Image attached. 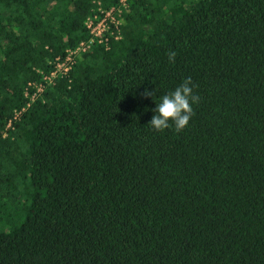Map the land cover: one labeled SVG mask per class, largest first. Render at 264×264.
<instances>
[{"label":"trees","instance_id":"16d2710c","mask_svg":"<svg viewBox=\"0 0 264 264\" xmlns=\"http://www.w3.org/2000/svg\"><path fill=\"white\" fill-rule=\"evenodd\" d=\"M118 2L0 0V264H264V0L132 2L32 102ZM189 77V125L152 128Z\"/></svg>","mask_w":264,"mask_h":264},{"label":"built area","instance_id":"2783aa9c","mask_svg":"<svg viewBox=\"0 0 264 264\" xmlns=\"http://www.w3.org/2000/svg\"><path fill=\"white\" fill-rule=\"evenodd\" d=\"M135 1L140 0H119L117 5L109 9H104L99 3L98 10L86 21L90 38L82 41L76 48L68 50L66 57L58 59L55 69L44 77V85L30 84V88H33L35 92L31 94V90L28 89L26 95L32 99V102L44 92L47 85L55 84L59 77L68 76L77 59L89 53L95 46L102 45L110 48L112 38L119 40L125 24V12ZM20 115L21 113H17L16 118Z\"/></svg>","mask_w":264,"mask_h":264},{"label":"clouds","instance_id":"9594fccd","mask_svg":"<svg viewBox=\"0 0 264 264\" xmlns=\"http://www.w3.org/2000/svg\"><path fill=\"white\" fill-rule=\"evenodd\" d=\"M176 52L169 51L168 60L174 63ZM145 96L155 97V114L149 125L157 131L168 130L172 127L177 132L184 130L194 115L193 105L199 101L194 92L191 78H186L172 92L156 98L155 92L145 91ZM158 101V102H157Z\"/></svg>","mask_w":264,"mask_h":264}]
</instances>
